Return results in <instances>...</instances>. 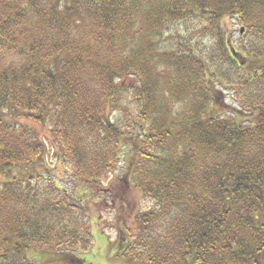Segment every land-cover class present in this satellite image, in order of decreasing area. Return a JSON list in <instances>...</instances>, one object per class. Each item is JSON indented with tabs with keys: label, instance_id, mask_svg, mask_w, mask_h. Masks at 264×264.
I'll use <instances>...</instances> for the list:
<instances>
[{
	"label": "trees",
	"instance_id": "obj_1",
	"mask_svg": "<svg viewBox=\"0 0 264 264\" xmlns=\"http://www.w3.org/2000/svg\"><path fill=\"white\" fill-rule=\"evenodd\" d=\"M50 154L109 193L123 162L151 205L109 263L262 264L264 0H0V175L30 173L0 182V264H86L83 198L31 174Z\"/></svg>",
	"mask_w": 264,
	"mask_h": 264
},
{
	"label": "rangeland",
	"instance_id": "obj_2",
	"mask_svg": "<svg viewBox=\"0 0 264 264\" xmlns=\"http://www.w3.org/2000/svg\"><path fill=\"white\" fill-rule=\"evenodd\" d=\"M228 25L231 27L232 23ZM232 37L235 45L242 41H248L247 33H244L243 30L240 32L239 26H235L232 29ZM222 98L224 104L238 106L236 98L224 89L222 90ZM20 122L31 127L39 134L42 133L43 129L30 120L21 118ZM123 168L124 163L121 162L120 169H117L118 172L116 171L107 184H105V189L111 188L112 191L110 193L107 192V190L101 191L97 187L75 185L76 183L65 174V170L60 163L54 161L52 154L47 157L45 164H40L32 168L33 172H31V174L34 175L38 172L39 175L43 173L47 174V176L57 182L56 184H58L59 187L66 189L70 195L73 194L74 197L80 196V199L81 197L83 198L81 205L87 208L86 215L90 221V232L92 234V245L89 252L84 254V257L87 259L86 264H111L108 262V258L112 256L111 250L107 248L108 242L113 241L118 232L124 230L125 225L131 224L132 217H134L139 210L151 207L148 201L142 197L139 190L127 188L123 181L116 178V175H121ZM28 174L30 173H28L26 169L14 170V172L1 174L0 182L11 180L13 175L23 177ZM37 256L39 257V255ZM49 260L51 264V259ZM262 264H264V260Z\"/></svg>",
	"mask_w": 264,
	"mask_h": 264
},
{
	"label": "water",
	"instance_id": "obj_3",
	"mask_svg": "<svg viewBox=\"0 0 264 264\" xmlns=\"http://www.w3.org/2000/svg\"><path fill=\"white\" fill-rule=\"evenodd\" d=\"M241 31H242V29H241Z\"/></svg>",
	"mask_w": 264,
	"mask_h": 264
}]
</instances>
